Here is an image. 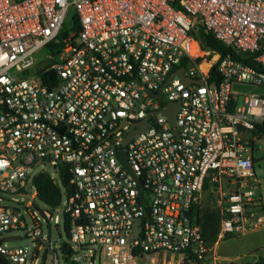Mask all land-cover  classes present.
<instances>
[{
	"label": "built area",
	"instance_id": "2783aa9c",
	"mask_svg": "<svg viewBox=\"0 0 264 264\" xmlns=\"http://www.w3.org/2000/svg\"><path fill=\"white\" fill-rule=\"evenodd\" d=\"M200 28L230 50L204 48ZM241 83H264V0H0V251L41 264L3 234L28 230L42 172L61 187L46 217L62 211L71 264H206V207L219 238L264 227V94L240 99Z\"/></svg>",
	"mask_w": 264,
	"mask_h": 264
},
{
	"label": "rangeland",
	"instance_id": "374dc122",
	"mask_svg": "<svg viewBox=\"0 0 264 264\" xmlns=\"http://www.w3.org/2000/svg\"><path fill=\"white\" fill-rule=\"evenodd\" d=\"M74 13L75 9L70 8L68 17L71 18ZM66 25L70 26L71 21L66 22ZM50 54L51 51L48 48H43L38 52L37 56L38 59L41 60L46 59ZM233 90L240 99H243L245 95H261L264 94V83L262 85L252 83L235 84ZM258 143L261 144V148L255 150V155L257 157L255 168L258 176L261 178V183L257 188L259 194H261L264 199V140H260ZM47 170L52 172L53 167L48 166ZM59 182L63 187L60 180ZM35 191L34 183L31 181L26 187V192L30 195L24 197V205H22V209L25 211L27 219L28 230L30 231L29 235H26L28 231L27 229H14L3 234V237L5 238L4 240L12 247L25 245L32 251L39 249L40 261H44L45 264H54L53 260L55 251H57L60 256L61 264H71L65 261V256L61 253L58 246L59 244L69 243L62 211L59 209V223L54 220L49 221L46 214L48 211L53 210V206L40 199L39 196H36L35 199H33L32 195ZM8 198H10V195H8ZM31 200H33V203L30 205L29 210L28 204ZM37 227L42 229V235L45 239L48 240L50 238L53 243L57 245L55 251L50 249L46 242H43L41 247L39 246L41 235L36 236L32 233L33 229ZM18 235H21L22 237L20 239L14 238ZM214 255L219 256L216 260L217 264H241L244 261H253L260 257H264V227L250 230L243 234H231L221 237L218 243L213 247V251L210 253L211 257ZM206 264L215 263L212 262Z\"/></svg>",
	"mask_w": 264,
	"mask_h": 264
},
{
	"label": "trees",
	"instance_id": "16d2710c",
	"mask_svg": "<svg viewBox=\"0 0 264 264\" xmlns=\"http://www.w3.org/2000/svg\"><path fill=\"white\" fill-rule=\"evenodd\" d=\"M194 34L200 39L202 46L206 49L218 50L223 54H226L230 50V48L218 38H216L213 33L207 32L203 28H200ZM44 80L47 81L46 78ZM258 131H264V123L259 126ZM64 180L66 181V176L64 177ZM35 184L37 187V193L39 198L45 201L46 203L50 205H55L61 200V187L57 182H55V180L51 177L49 173L42 172L38 174L35 177ZM219 222V215L215 211V209L206 207L202 216V226L204 237L206 239V242L210 246H213L218 239ZM65 230L66 232H68V224L65 225ZM63 250H66V246L63 247ZM209 260L210 258L208 259V263ZM0 264H11L9 258L1 251ZM41 264H45L44 261H42ZM250 264H264V257H260L255 262Z\"/></svg>",
	"mask_w": 264,
	"mask_h": 264
},
{
	"label": "water",
	"instance_id": "95a60500",
	"mask_svg": "<svg viewBox=\"0 0 264 264\" xmlns=\"http://www.w3.org/2000/svg\"><path fill=\"white\" fill-rule=\"evenodd\" d=\"M180 74L183 76V78H185V80L187 81H191L192 79L189 78L188 76L184 75V68H181L180 70ZM197 81L199 82H202V79H197ZM179 106V103L178 102H174L169 109H164L163 111L170 117L171 121L174 123L175 120H176V110ZM147 119H144L143 121L140 122V128H136L131 134H130V137H132L134 134H136L140 129H143L147 126ZM119 155L120 157L122 158V160L128 165H129V162L127 161V158L125 156V152L123 150H120L119 151ZM144 198V197H143ZM26 235H29V233H26ZM22 236L21 235H18L14 238H17V239H20Z\"/></svg>",
	"mask_w": 264,
	"mask_h": 264
},
{
	"label": "crops",
	"instance_id": "0c3cea01",
	"mask_svg": "<svg viewBox=\"0 0 264 264\" xmlns=\"http://www.w3.org/2000/svg\"><path fill=\"white\" fill-rule=\"evenodd\" d=\"M219 237H218V239H217V241L215 242V244L213 245V247L218 243V241H219ZM218 255H214L213 257H211L210 256V260H209V263H212V262H214L215 264H217L216 263V260L218 259ZM257 259H255V260H253V261H244V262H242L241 264H250V263H253V262H255Z\"/></svg>",
	"mask_w": 264,
	"mask_h": 264
}]
</instances>
